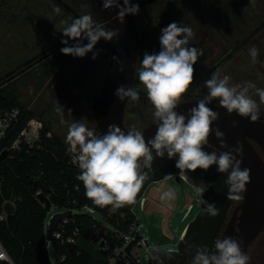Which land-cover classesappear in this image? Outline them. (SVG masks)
Masks as SVG:
<instances>
[{"label": "rangeland", "instance_id": "obj_1", "mask_svg": "<svg viewBox=\"0 0 264 264\" xmlns=\"http://www.w3.org/2000/svg\"><path fill=\"white\" fill-rule=\"evenodd\" d=\"M63 1L79 15L90 13L97 21L93 0ZM131 3L139 5L138 14L131 15L137 30L142 31L149 19L154 25L147 32L148 37L139 50V66L144 52L159 51L161 28L175 21L193 29L194 36L189 43L195 42L204 48L208 65H215L221 75H229L230 84L251 81L257 87L264 88V0H131ZM13 4L16 3L13 1ZM57 7L59 13L54 11ZM205 14L210 23L204 24ZM73 19L75 17L55 0H20L16 12L0 16V78L10 76L8 83L17 89L18 101L46 121L67 147L65 137L68 125L73 120L85 122L96 131L89 104L101 90L110 53L109 41L101 39L93 49L98 52L95 60L90 58L92 53L83 58L69 55L49 78L40 83L36 78L39 68L35 71L38 56L62 39H67L61 32ZM209 24L210 30L207 28ZM72 42L69 41L70 44ZM253 45L259 50L256 63L251 62L248 53ZM136 89L140 95H145V101H129L126 120L132 130H139L155 120L154 107L138 78ZM207 91L202 84L197 96L204 97ZM249 94L260 109L264 108L254 89H249ZM182 99L184 97L181 96L180 101ZM218 99L214 98L212 102L218 103ZM253 145L261 155L259 147ZM177 171L185 179L177 181L174 174L150 184L143 194L146 199L144 208L139 202L132 208L148 240V247L139 250L141 264H150L149 259L155 251L177 249L181 231L198 211L206 187L204 181L191 170L177 168ZM197 188L202 191L198 193ZM169 189L174 191L175 198L161 201L160 195ZM240 202L235 200L234 204ZM189 204L193 207L185 216ZM4 209L11 211L13 204H4ZM62 211L63 208L52 204L47 216ZM91 214L98 220L102 219L98 212ZM250 251L249 264H264L263 235ZM48 252L52 264H59L50 244Z\"/></svg>", "mask_w": 264, "mask_h": 264}, {"label": "clouds", "instance_id": "obj_2", "mask_svg": "<svg viewBox=\"0 0 264 264\" xmlns=\"http://www.w3.org/2000/svg\"><path fill=\"white\" fill-rule=\"evenodd\" d=\"M101 3L103 10L118 9L115 18L121 24L125 16H135L139 12V5L131 3V0H122V3L121 0H101ZM54 11L59 13L60 9L57 7ZM61 33L67 38L61 40L65 45L60 49L62 54L83 58L92 53V60L98 54L93 51L98 41L103 39L107 42L118 36V30H109L106 22L97 23L90 13L73 19ZM193 36L190 26L175 21L169 23L160 30L159 51L144 52L136 69L138 80L154 107L156 132L147 142L143 131L126 132L116 124L109 125L104 134H97L95 129L79 120H73L68 125L65 142L68 151L73 154L72 163L81 170L76 178L83 182L85 195L96 205L118 208L125 203L131 204L152 170L153 152L156 157L164 158L166 155L167 159L175 158L178 169L207 170L215 165L218 173H228L224 181L228 187L226 198L236 201L244 199L242 193L250 180V170H241L242 159H237V156L242 157L239 144L227 152L205 150L210 132L220 141L221 148L227 146L223 141L224 134L210 127L217 120L218 113L207 105L214 98H219L218 103L229 114L235 112L237 116L255 122L262 113L249 89H254L260 102L264 103V88L257 87L251 81L230 84V76L217 71L204 81L207 95L195 103L187 114L178 113L176 108L180 98L193 83V66L203 54L200 49L189 46ZM85 40L87 43H84ZM69 41L73 42L70 44ZM258 51L255 45L248 50L252 63L257 62ZM115 95L120 101L128 98L136 102L140 98L136 88L123 85L116 89ZM68 113L71 114V110ZM61 122L64 123L63 120ZM201 191L197 188L198 193ZM159 198L161 201L173 200L175 193L169 189ZM201 203L206 205L203 211L208 216L219 214L214 203L205 200ZM242 244L243 241L234 237L217 238L214 240L215 251L197 247L191 264H249L250 256L241 250ZM0 261L14 264L2 243Z\"/></svg>", "mask_w": 264, "mask_h": 264}, {"label": "water", "instance_id": "obj_3", "mask_svg": "<svg viewBox=\"0 0 264 264\" xmlns=\"http://www.w3.org/2000/svg\"><path fill=\"white\" fill-rule=\"evenodd\" d=\"M93 1L100 17V22L102 24L106 22V27L109 30H118V36L109 41L110 53L101 90L98 95L92 98L89 104L96 125V132L104 134L111 124H116L126 132L131 131L126 128L123 121L128 98L125 101H120L116 97L115 91L122 85L125 87L133 86L138 56V31L131 15L125 16L124 22L121 24L115 18L118 9L103 10L101 0ZM113 57H116V59L114 60ZM198 101L187 100L180 102L176 111L187 114L188 110L194 107ZM207 106L218 113L217 120L210 127L218 129L224 134L223 141L227 146L221 148L220 141L215 138L214 133L210 132L208 137L209 144L205 146V150L209 152H227L239 144L242 149V157L237 156V159H242L241 170L244 168L250 170V180L246 184V190L243 193L244 199L236 207L233 216L225 224L220 234L224 220L233 202V200L226 198L228 187L224 184V181L227 179L228 173H218L215 165L210 166L207 170L199 168L194 170L193 172L197 176L210 184L203 191L198 211L188 224L186 233L180 239L177 249L159 252L163 264H191L197 247H207L210 252L211 250L215 251L214 240L223 237H234L238 241H243L241 250L247 253L250 245L264 228V108L261 109L262 115L260 119L251 122L246 117L237 116L235 112L229 114L219 103H210ZM233 122H235V126H233ZM139 131H143L147 142L148 139L155 135L156 126L154 121ZM253 143L259 147L262 152L261 155ZM5 155L6 151H3L0 155V160ZM153 157L152 170L149 172L148 179L142 184L134 201L131 204L125 203L124 207L132 208L151 183L161 181L175 173V158L167 159L166 155L164 158L156 157L154 152ZM152 173L156 175H151ZM33 188L36 189L35 183H33ZM38 198L44 203L45 211L49 212L50 201L43 194H39ZM202 200L214 203L219 209V214L215 217L208 216L203 211L206 205L201 203ZM237 211H239V214H236ZM70 214L71 211L66 210L53 214L49 219V224L45 229L46 240L43 244V252L50 261L48 245L51 241L52 233L58 223L69 217ZM219 234L220 236H218ZM74 246L78 251L87 254L93 264H109L107 253L96 248L84 238L78 237L74 242Z\"/></svg>", "mask_w": 264, "mask_h": 264}, {"label": "trees", "instance_id": "obj_4", "mask_svg": "<svg viewBox=\"0 0 264 264\" xmlns=\"http://www.w3.org/2000/svg\"><path fill=\"white\" fill-rule=\"evenodd\" d=\"M13 1L15 2V0H0V16L4 13H13V10L19 8L20 0L15 2L16 4H13ZM58 44L43 51L37 58L38 67L35 71L39 68L36 78L40 80V83L49 78L69 56L60 52L64 45L58 46ZM190 47H196L203 53L193 66V76L198 83H201L217 71L213 67L206 66L207 54L203 48L199 45ZM9 77L0 78V108L20 106L24 109L27 106L18 101L17 89L12 83H8ZM33 117L43 122L39 148L29 149L27 145L22 144L20 150H13L9 153L11 158L6 157L0 162V203L2 199L20 197L8 217L0 220V240L17 264H52L43 252L47 212L34 197L33 183L35 177L39 175L35 183L38 189H41L44 194L54 189L50 197L51 203L72 210L67 222L63 224L62 237L57 239L52 236L49 243L58 263L93 264L87 254L78 251L74 244L67 243L66 238L76 232L77 238L82 237L90 242L99 239L106 232L105 238L110 247L114 249L122 243V238L115 234L128 231L135 216L124 206L112 210L111 205H96L91 198H88L85 195L83 182L76 178L81 170L71 163L72 153L52 132L46 121L34 110L29 109L19 129ZM87 206L93 207L102 219L98 220L94 215L83 210ZM111 235L114 236L111 237ZM135 248L136 243H130L125 248L126 253H121L114 264H136ZM126 260H128L127 263Z\"/></svg>", "mask_w": 264, "mask_h": 264}, {"label": "built area", "instance_id": "obj_5", "mask_svg": "<svg viewBox=\"0 0 264 264\" xmlns=\"http://www.w3.org/2000/svg\"><path fill=\"white\" fill-rule=\"evenodd\" d=\"M28 110H29V107H25L23 109L20 106H13V107H9V108H0V155L2 154L3 151H6V155L3 159H5L6 157L11 158V155H9V153L13 150H20L22 148V144L27 145L29 149L39 148V142L41 139L40 137H41L42 128H43V122L40 119L35 118V117L30 118L25 123V125L21 129H19L22 121L24 120L25 114ZM96 133L98 134V132H96ZM72 156H73V154L71 155V158H70L71 163H72ZM2 160H0V162ZM74 166H76V165H74ZM174 174H175V178L177 180L185 179L184 175L181 172L177 171V168H176ZM38 179H39V175H37L35 177L34 183H36V181ZM34 191H35L34 197L44 207V203L41 202L38 198L39 194H43L50 201V197H51L54 189L48 190L47 194H44L42 192V190L38 189L36 186V189H34ZM143 194L135 202V204L137 202H139L140 206L142 208H144L145 203H146V199L143 197ZM17 200H20V197L14 196L10 199H2V201L0 203V220H4L8 217L10 212L16 207ZM9 202H11L13 204V209L11 211H6L4 209V204L9 203ZM51 206H52V203L50 201V208H51ZM133 206H132V208H133ZM192 207H193L192 204H189L187 206L186 213L184 214L185 216L190 212ZM115 208L116 207L112 206V210H115ZM132 208L129 209V210H131V212H132ZM63 209H64V211L70 210L72 213L71 209H68V208H63ZM83 210H85L87 213H90V214L95 212L93 207H90V206L84 207ZM64 211H62V212H64ZM134 216H135V214H134ZM51 217L52 216H48L49 219ZM67 218L68 217L61 220L58 223V225L55 227V230L52 233L53 237H55L57 239H60L62 237L63 224L67 222ZM49 219H48L47 225L49 224ZM169 222H170V219L168 220V223ZM47 225H46V227H47ZM186 230H187V226L184 227V229L181 231V233L179 235L180 239H182L184 237ZM105 234H106V232L104 233V235L100 236L99 239L90 241L89 243H91L96 248L104 250L107 253L108 258H109V264H114L115 260L117 259V257L119 255H121V253L125 254L126 253L125 248L132 242L136 243L135 253L137 255V258L135 259V263L141 264L139 250L144 248V247L145 248L148 247V240H147V236L145 235V233L141 230V224L137 220L136 216L134 217V221L130 224L128 231H124V232L121 231L120 233L115 234L116 236L122 238V243L120 246H116L114 249H112L110 247L108 241L105 238ZM113 236L114 235H111V237H113ZM76 239H77V234H76V232H74L72 236H69L66 238V242L74 244ZM0 243H2L1 240H0ZM12 260H13V258H12ZM127 262H128V260H126V263ZM149 262H150V264H163V261H162L161 257L159 256V252H157V251L152 253V255L149 259ZM0 264H6V262L0 261ZM14 264H17V263L14 261Z\"/></svg>", "mask_w": 264, "mask_h": 264}, {"label": "flooded vegetation", "instance_id": "obj_6", "mask_svg": "<svg viewBox=\"0 0 264 264\" xmlns=\"http://www.w3.org/2000/svg\"><path fill=\"white\" fill-rule=\"evenodd\" d=\"M55 1H59L60 2V4L62 5V7H63V9H65L67 12H69L70 14H72L75 18H77V15L78 16H80L75 10H73L68 4H66L63 0H55ZM169 13L171 12V10H169L168 11ZM172 13V12H171ZM163 14H164V12H163ZM162 17L164 16V15H161ZM205 17V20H204V24L205 23H210V21L207 19V15L205 14L204 15ZM97 23H100L99 21H100V17L98 16V14H97ZM134 21V20H133ZM163 23V22H162ZM188 23V22H187ZM135 24V23H134ZM136 26V25H135ZM153 26L154 25H151V19H149V22H147L146 23V26L142 29V31H139V30H137L138 31V37H139V45H138V56H137V65H136V69L138 68V66H139V59H140V56H139V50H141V48H142V45H143V41L148 37V35H147V32H149V31H151L152 29H153ZM207 28H209V30H210V24L207 26ZM136 29H137V27H136ZM207 32V31H206ZM205 32V33H206ZM210 31H208V33H209ZM209 38V37H208ZM59 45H62V44H58V46ZM191 45H196V43L195 42H190L189 43V46H191ZM204 49V48H203ZM205 50V49H204ZM50 52V51H49ZM206 52V51H205ZM207 54V53H206ZM205 64H206V66L207 67H213V68H215V71H217L216 70V66L215 65H208V63H207V55H206V60H205ZM106 71V70H105ZM105 74V73H104ZM137 78H138V74H137V72L135 71V79H134V83H133V86L132 87H134V88H136V83H137ZM193 78H194V80H193V83L191 84V86L187 89V92L186 93H184V94H182V97H184V99H182L180 102H183V101H187V100H200V99H202L203 97H198L197 96V90L202 86V84H204L203 82L205 81H202L201 83H198L197 82V79H195V77L193 76ZM140 93V92H139ZM129 101H130V99H128V101H127V104H126V107H125V111H124V125L126 126V128H128L129 130H131L132 131V129L129 127V126H127V123H128V121L126 120V114H127V112H128V104H129ZM143 101H145V95H140V98H139V100L138 101H136V102H143ZM179 102V103H180ZM211 103H216V102H211ZM153 122V121H152ZM151 122V123H152ZM150 123V124H151ZM149 124V125H150ZM148 126V125H147ZM146 127V126H145ZM145 127H143V128H145ZM143 128H141V129H143ZM141 129H139V130H141ZM159 174V173H158ZM151 175H156V174H151ZM204 181V180H203ZM204 183H205V185H206V187H205V190L207 189V187H208V185L210 184V183H208V182H206V181H204ZM152 184V183H151ZM242 195H243V193H242ZM235 203V200H233V202H232V204H231V206H230V208H229V211H228V213H227V216H226V219L224 220V223H223V225H222V228H221V231H220V234H221V232H222V230L224 229V227H225V224L228 222V220L233 216V213H234V211H235V209H236V207L241 203H238V204H234ZM236 214H239V211H237V213ZM220 234L218 235V236H220ZM264 236V228H263V230L260 232V234L258 235V237L255 239V241L250 245V247H249V249H248V251H247V254L250 256L251 255V248L253 247V245L257 242V240L261 237V236ZM260 247H262V245L260 246Z\"/></svg>", "mask_w": 264, "mask_h": 264}, {"label": "crops", "instance_id": "obj_7", "mask_svg": "<svg viewBox=\"0 0 264 264\" xmlns=\"http://www.w3.org/2000/svg\"><path fill=\"white\" fill-rule=\"evenodd\" d=\"M15 2H18V0H15ZM17 9L13 10L12 12H16Z\"/></svg>", "mask_w": 264, "mask_h": 264}]
</instances>
